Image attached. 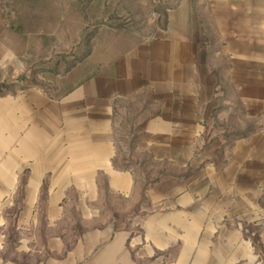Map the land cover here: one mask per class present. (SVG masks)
I'll return each instance as SVG.
<instances>
[{"label":"crops","instance_id":"1","mask_svg":"<svg viewBox=\"0 0 264 264\" xmlns=\"http://www.w3.org/2000/svg\"><path fill=\"white\" fill-rule=\"evenodd\" d=\"M168 21L161 49L144 44L60 95L0 94V264H264L262 197H202L203 185L172 181L141 195L119 161V97L153 88L161 115L141 132L185 142L225 90L264 111V0H178ZM247 143L229 152L223 184L241 168L264 181L263 143ZM174 147L193 148L161 153Z\"/></svg>","mask_w":264,"mask_h":264},{"label":"rangeland","instance_id":"2","mask_svg":"<svg viewBox=\"0 0 264 264\" xmlns=\"http://www.w3.org/2000/svg\"><path fill=\"white\" fill-rule=\"evenodd\" d=\"M177 4L178 0H0V94L37 86L60 95L103 68L119 65L144 44L148 52L153 45L161 49V36L169 32V10ZM223 92L216 106L204 103L201 135L187 142L141 132L146 119L161 115L153 88L117 98L114 139L119 161L136 177L141 195L162 181L184 186L197 182L203 185L202 197H262L264 208V181L255 184L258 177L246 175L243 168L226 184L222 180L234 145L258 140L264 147V111H247L232 91L229 100ZM179 145L192 146V153H178V147L176 153H161L163 147Z\"/></svg>","mask_w":264,"mask_h":264}]
</instances>
